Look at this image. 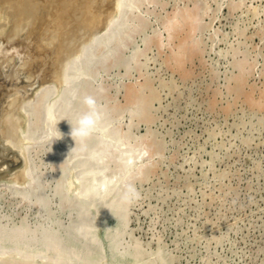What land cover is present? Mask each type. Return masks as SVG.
Segmentation results:
<instances>
[{
	"label": "rangeland",
	"instance_id": "rangeland-1",
	"mask_svg": "<svg viewBox=\"0 0 264 264\" xmlns=\"http://www.w3.org/2000/svg\"><path fill=\"white\" fill-rule=\"evenodd\" d=\"M40 1L0 53V264H264V0Z\"/></svg>",
	"mask_w": 264,
	"mask_h": 264
},
{
	"label": "bare ground",
	"instance_id": "bare-ground-1",
	"mask_svg": "<svg viewBox=\"0 0 264 264\" xmlns=\"http://www.w3.org/2000/svg\"><path fill=\"white\" fill-rule=\"evenodd\" d=\"M42 2H43V0H41ZM40 1V2H41ZM58 1V0H57ZM91 1V0H90ZM96 1V0H95ZM115 1V0H114ZM119 1V0H118ZM126 1H128V0H126ZM125 0H124V2H126ZM38 2H39V0H0V53H5L4 52V49L2 48V45H4V47H14L15 45H17L16 47H19L18 49H20L23 45H25V44H27V38H28V36L27 37H24L23 39H22V41L20 42V44H17L18 43V41H20V39L18 40L16 37L18 36V35H20L23 31H24V34L27 32V30L30 28V25H31V22L33 23V21H34V19L36 18V16H35V13H36V11H38L39 9H38ZM44 2H45V4H46V6L50 3L51 4V2H50V0H44ZM43 2V3H44ZM54 2V1H53ZM56 2V1H55ZM60 1H58V3H59ZM102 2V1H101ZM120 2H122L121 0L119 1V3L118 4H114V2L111 4V6H110V9L111 8H114L115 7V9H116V6H117V8H119V6L118 5H120ZM42 3V4H43ZM89 3V2H88ZM44 4V5H45ZM56 4V3H55ZM60 4V3H59ZM113 4H114V7H113ZM54 5V4H53ZM89 5V4H88ZM122 5L124 6L125 4H123L122 3ZM36 6H38L37 8H36ZM41 6H43V5H41ZM50 6V5H49ZM123 6H122V9H123ZM53 7V6H52ZM54 7H55V5H54ZM121 7V6H120ZM37 10H36V9ZM49 8V7H48ZM35 9V10H34ZM43 9V8H42ZM115 9H111V11L112 12H114L115 11ZM122 9H119V11L120 10H122ZM45 10H46V8H45ZM48 10V9H47ZM94 10V9H93ZM118 10V9H117ZM50 11V10H49ZM52 11V10H51ZM111 11H109V13L111 12ZM125 11H126V9H125ZM54 12V11H53ZM52 12V15L54 14ZM99 12V13H98ZM111 12V13H112ZM116 12H118V11H116ZM116 12H114L113 13V15L114 14H116ZM121 12V11H120ZM120 12H118V14H116L118 17L120 16ZM127 12V11H126ZM38 13V12H37ZM36 13V14H37ZM97 13L98 14H100V11L98 10L97 11ZM102 13V12H101ZM108 13V14H109ZM123 13H124V10H123ZM125 14V13H124ZM123 14V15H124ZM45 15H47V11H46V14ZM50 15V14H49ZM48 15V16H49ZM102 15H105V14H102ZM115 15V16H116ZM54 16V15H53ZM63 16V15H62ZM79 16V15H78ZM97 16V15H96ZM101 16V15H100ZM106 16H109V15H107L106 14ZM106 16H104L105 18L104 19H108ZM114 16V17H115ZM117 16H116V19H117ZM35 17V18H34ZM121 17V16H120ZM119 17V18H120ZM45 18H46V16H45ZM63 18V17H62ZM64 19V18H63ZM121 19V18H120ZM120 19H119V21H120ZM43 20H44V18H43ZM42 20V21H43ZM46 20V19H45ZM44 20V21H45ZM59 20V19H58ZM57 20V21H58ZM39 21V20H38ZM41 21V22H42ZM57 21H54V22H57ZM106 21V20H105ZM117 21V20H116ZM119 21H117V22H119ZM47 22V21H46ZM50 22V21H49ZM102 22H103V20H102ZM102 22H100L99 21V24L100 23H102ZM44 25H45V23L44 22H42ZM35 24V23H34ZM98 24V23H97ZM37 25V24H36ZM41 25V24H40ZM44 25H42V26H40L41 28L44 26ZM104 25V24H103ZM53 26H55V25H53ZM32 27H33V25L31 26V28L30 29H32ZM39 25H38V32L40 31L39 30ZM101 27V26H100ZM110 29V28H109ZM108 30V29H107ZM32 31V30H31ZM48 31V30H47ZM95 31V30H94ZM93 31V32H94ZM34 32V31H33ZM38 32L36 33V34H38ZM49 33H50V31H48ZM41 33V32H40ZM46 33V32H45ZM35 34V35H36ZM42 34V33H41ZM79 34V33H78ZM30 35L32 36L33 35V33L31 34L30 33ZM30 35H29V37H30ZM99 35V34H98ZM34 36V35H33ZM32 36V37H33ZM38 36V35H37ZM44 36V35H43ZM81 36V35H80ZM99 36H101V35H99ZM19 37V36H18ZM49 37V36H48ZM52 37H54L55 38V36H53V34H52ZM51 37V38H52ZM72 37V36H71ZM34 38H38V37H34ZM34 38H32V39H34ZM11 41H14L13 43H11ZM49 41V40H48ZM47 41V42H48ZM44 42V41H43ZM51 42V41H50ZM49 42V43H50ZM91 42V41H90ZM24 43V44H23ZM81 43V42H80ZM52 44V43H51ZM47 44H45V46H46ZM50 45V44H49ZM53 45V44H52ZM87 45V44H86ZM48 46V45H47ZM64 46V45H63ZM86 47V46H85ZM84 47V48H85ZM57 50V49H56ZM70 51V50H69ZM72 55V54H71ZM84 55V54H83ZM55 56V55H54ZM57 56V55H56ZM78 58V57H77ZM13 60V59H12ZM61 62V61H60ZM74 62V61H73ZM56 65V64H55ZM53 68V67H52ZM50 77H52V76H50ZM56 77V76H55ZM64 77V76H63ZM62 77V78H63ZM66 80V79H65ZM60 82V81H59ZM61 82H63V81H61ZM57 83V82H56ZM43 85V84H42ZM46 85H47V83H46ZM45 85V86H46ZM55 85V84H54ZM56 86H57V84H56ZM36 88V87H35ZM43 89V88H42ZM58 89H59V86H58ZM33 91H34V89H33ZM76 91V90H75ZM64 92V91H63ZM32 93V92H31ZM36 96V95H35ZM32 97V96H31ZM28 100H30V99H28ZM31 101H32V98H31ZM30 114V113H29ZM15 117V116H14ZM3 121V120H2ZM28 152V151H27ZM29 154V153H28ZM28 156V155H27ZM29 158V157H28ZM30 160V159H29ZM28 171V170H27ZM27 174V173H26ZM16 239V238H15ZM9 240H10V238H9ZM3 247V246H2ZM5 248V247H4ZM3 250V249H2ZM6 250V249H5ZM46 258V257H45Z\"/></svg>",
	"mask_w": 264,
	"mask_h": 264
},
{
	"label": "clouds",
	"instance_id": "clouds-1",
	"mask_svg": "<svg viewBox=\"0 0 264 264\" xmlns=\"http://www.w3.org/2000/svg\"><path fill=\"white\" fill-rule=\"evenodd\" d=\"M73 99H77V94L72 93ZM82 103L87 109L76 120L75 125H71V136L81 141L87 139L97 129L101 119L102 113L100 111L97 100L91 96L86 95L82 99ZM139 194L135 192V189L129 186V197L127 202H131L133 199H138Z\"/></svg>",
	"mask_w": 264,
	"mask_h": 264
},
{
	"label": "water",
	"instance_id": "water-1",
	"mask_svg": "<svg viewBox=\"0 0 264 264\" xmlns=\"http://www.w3.org/2000/svg\"><path fill=\"white\" fill-rule=\"evenodd\" d=\"M30 92V91H29Z\"/></svg>",
	"mask_w": 264,
	"mask_h": 264
}]
</instances>
